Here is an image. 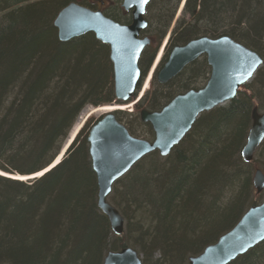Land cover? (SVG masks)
I'll return each mask as SVG.
<instances>
[{"label": "trees", "instance_id": "obj_1", "mask_svg": "<svg viewBox=\"0 0 264 264\" xmlns=\"http://www.w3.org/2000/svg\"><path fill=\"white\" fill-rule=\"evenodd\" d=\"M71 1L0 0L1 170L31 175L46 168L84 106L114 101L108 46L91 33L66 43L57 38L53 20ZM175 31V41L183 42L228 36L256 52L262 65L234 99L202 113L171 154L149 153L113 184V199L131 208L123 211L112 200L130 220L120 236L97 207L89 121L42 177L24 182L0 176V264H102L107 252L125 246L142 256V264H185L242 216L251 181L234 165H242L254 100L264 101V0H185ZM207 67L205 60L191 63L176 88L187 89L191 72ZM155 88L145 96L148 110L168 99V85ZM115 115L121 123L128 116ZM214 187L232 196L226 203L217 195L210 201ZM228 264H264V241Z\"/></svg>", "mask_w": 264, "mask_h": 264}, {"label": "water", "instance_id": "obj_2", "mask_svg": "<svg viewBox=\"0 0 264 264\" xmlns=\"http://www.w3.org/2000/svg\"><path fill=\"white\" fill-rule=\"evenodd\" d=\"M146 4L142 0L123 1L126 9L132 8V21L125 26L76 2L62 7L53 21L60 42L91 33L109 47L117 102H128L140 80L138 59L149 42L147 38H138L146 26L143 18ZM202 55L210 68L203 87L175 96L159 111H140L141 121L152 128V141L131 136L116 119V111L103 113V118L89 129L88 153L98 187L97 207L107 217L116 236L123 232L124 218L107 200L113 184L150 152L158 151L160 156L169 154L201 113L234 99L239 87L247 83L262 65V58L256 52L228 36H202L183 46L173 47L158 72L157 81L161 84L168 82ZM251 118L252 124L241 150V157L246 162L253 159L264 140V110L258 114L257 108H253ZM252 185L256 194L263 191L264 175L260 169L256 170ZM263 240L264 201L250 206L232 229L207 245L202 253L189 256L187 264H228ZM102 264H142V257L133 248L122 247L107 252Z\"/></svg>", "mask_w": 264, "mask_h": 264}, {"label": "flooded vegetation", "instance_id": "obj_3", "mask_svg": "<svg viewBox=\"0 0 264 264\" xmlns=\"http://www.w3.org/2000/svg\"><path fill=\"white\" fill-rule=\"evenodd\" d=\"M123 1L124 0H86L85 2L87 3V8H89L90 10L100 11L105 17L113 20L114 22L120 25L125 26L129 25L132 21V8L126 9L123 6ZM181 1L182 0H149L144 8L143 18L146 22V26L139 32L138 38H147L149 42L141 51L138 59V68L140 70L139 83L142 81V79H145V77H147V73L149 72V70L151 68H154V82L152 83L155 86L158 85L160 87L168 85V93H166L168 99H164L162 104H160V106L156 109L148 110L146 108H142L140 110H147L150 112L159 111L175 96L184 94L187 90H181L176 88V86L178 85L176 82L180 81V79L177 78L181 75L184 77V72L189 67V65H191V63L197 60H205L206 62V57L200 56L196 60L185 66L179 74H177L172 79L168 80V82L161 84L157 81L158 72L167 61L169 52L175 45L181 44L180 41H175L176 37L175 34L172 35L173 27L171 26L172 22L173 25L177 23V15L182 12L183 7L180 5ZM169 32H171L170 38ZM197 37L199 36H195L187 41H184L183 43L186 44L190 40H193ZM161 46L163 47V50L165 49V55L162 59H157V54ZM208 69L210 72L209 66ZM152 78L151 81H153ZM192 85L190 86V89L197 90L201 88L204 84L201 87H199L198 85ZM177 87L181 86L178 85Z\"/></svg>", "mask_w": 264, "mask_h": 264}, {"label": "rangeland", "instance_id": "obj_4", "mask_svg": "<svg viewBox=\"0 0 264 264\" xmlns=\"http://www.w3.org/2000/svg\"><path fill=\"white\" fill-rule=\"evenodd\" d=\"M76 1H79V2H84L85 3V1L86 0H76ZM76 1H73V2H76ZM183 1V0H182ZM182 1H181V4H182ZM77 3V2H76ZM180 4V5H181ZM180 7V6H179ZM178 11H179V8H178ZM177 13H179V12H177ZM181 13H179V15H177V19H179L181 16ZM176 19V20H177ZM261 67V66H260ZM260 67H259V69H260ZM152 69V68H151ZM150 69V70H151ZM258 69V70H259ZM150 70H149V72L147 73V76L149 75V73H150ZM208 72H209V69H208V67L205 69V71L204 70H202V71H200L199 73L197 72V73H195V72H191V75L194 77V76H197V78H196V80L195 81H192V86H196V85H198L199 87H201L204 83H205V81H206V79H207V76H208ZM257 72V71H256ZM198 74V75H197ZM256 74V73H255ZM255 74H254V76L246 83V84H251L252 83V81H253V79L255 78ZM150 80H151V77L150 78H148V77H145V79H142V81L138 84V86H137V88H136V94H135V97L133 98V100H131L128 104H126V105H122L124 108L123 109H120V112H122V113H124V114H128V116H122L123 117V119H121L122 120V123L124 124H126L127 126H128V128H130V130L134 133V136L136 135V137H138V138H142V139H146V140H151L152 139V136L148 133V130H147V126L146 125H143L142 124V122L140 121V119H139V110L140 109H142V108H146V102H147V99L149 98V94L148 95H146V93L147 92H149V93H151V91H153L152 89H156L155 87V85L154 84H152L151 85V82H150ZM155 86V87H154ZM160 90V89H159ZM161 92V91H160ZM151 95V94H150ZM145 96H146V98H145ZM145 98V102L143 103V104H141L142 106L141 107H139L138 109L136 108V106L143 100ZM258 99H255L254 100V103H255V105H257V107H258V109L261 111V110H263L264 109V101L263 100H258ZM263 101V102H262ZM262 102V103H261ZM110 104H113V103H110ZM107 105H109V104H107ZM110 106V105H109ZM97 109V108H99V107H93L92 105H86V106H84L82 109H81V111L79 112V115H86V113H88L90 110L92 111V109ZM97 114H99V113H97ZM130 114H132V116H129ZM78 115V116H79ZM100 115V114H99ZM77 116V117H78ZM98 115H92V117L91 118H95V117H97ZM125 117V118H124ZM77 119V118H76ZM76 121V120H75ZM84 123H85V121H84ZM83 123V124H84ZM82 124V125H83ZM163 158V157H162ZM253 161H254V163H253V166H254V168L256 167V168H258V169H260V170H262L263 171V173H264V146L263 147H260L259 149H257V151L255 152V154H254V157H253ZM54 162V161H53ZM252 167V166H251ZM248 169H249V167L247 166L246 167V169H243V171L245 172V173H247V171H248ZM122 186V185H121ZM121 186L119 187L120 188V190H121ZM234 189V188H233ZM236 189V188H235ZM227 190H229V189H227ZM226 191V190H225ZM245 195H246V197H245V200H243V208H242V212L244 213L250 206H249V203L250 202H252V200H257L258 201V199H259V201L260 202H258V204H260L262 201H264V189H263V191L260 193V194H256L255 193V189L253 188V186H252V182H251V187H248V189H247V191H246V193H245ZM224 199H223V202L224 203H226L228 200H227V198L229 197V196H232L231 195V191H226L225 193H224ZM259 196H261L260 198H259ZM112 198V199H111ZM114 197H113V195H112V193L110 194V195H108V197H107V200H108V202L111 204L112 203V200L114 201V202H117L118 201V204H119V207H120V209H122L123 211H124V208H126L127 210H130L131 208H129V207H126L125 205H124V203H123V201L122 200H120V199H117V201H115L114 199H113ZM112 205V204H111ZM127 215H126V212H125V217H126ZM128 224H130V220H129V218H127L126 217V219H124V228H123V231L124 232H127V228L129 227V225ZM157 254V253H156Z\"/></svg>", "mask_w": 264, "mask_h": 264}, {"label": "bare ground", "instance_id": "obj_5", "mask_svg": "<svg viewBox=\"0 0 264 264\" xmlns=\"http://www.w3.org/2000/svg\"><path fill=\"white\" fill-rule=\"evenodd\" d=\"M71 2H73V1H71ZM71 2H69V3H71ZM69 3H67V4H69ZM66 4V5H67ZM60 11V10H59ZM58 11V12H59ZM57 12V13H58ZM57 15V14H56ZM54 21V20H53ZM175 23V22H174ZM175 26H176V24H174ZM173 25V22L171 23V26L173 27V30H172V35H174L175 33H176V31H175V26ZM54 26V25H53ZM170 35H171V32H169V38H170ZM178 35V34H177ZM78 38V37H77ZM72 40V39H71ZM64 43H66V42H64ZM180 43L181 44H179V45H175V46H183L185 43H183V41H180ZM174 46V47H175ZM173 49V48H172ZM172 51V50H171ZM171 51L169 52V54H168V57H169V55H170V53H171ZM158 56H157V59L158 58H160V59H162L163 58V56L165 55V49L163 50V47L161 46V48L159 49V52H158V54H157ZM167 57V58H168ZM157 61V60H156ZM154 69L152 68L151 70H150V73H149V75L147 76L148 78H152L153 76H154ZM179 74V73H178ZM189 76V75H188ZM187 76V77H188ZM187 77H186V79H187ZM196 78H197V76H189L188 77V83L189 82H191V84H192V81H195L196 80ZM191 86V85H190ZM190 86L187 88V89H185V90H187V91H189V90H193V89H190ZM186 91V92H187ZM185 92V93H186ZM257 108V113L258 114H260L263 110H259L258 109V107L255 105V106H253L252 108H251V111H250V125H249V128H248V131H249V129H250V127H251V124H252V118H251V112H252V109L253 108ZM123 109L124 107L123 106H119V107H117V106H109V105H104V106H99V108H97V109H92V111L90 110L88 113H86V115H79L78 117H77V119H76V121L75 122H73L72 123V125H71V127H70V129L68 130V133L66 134V136L62 139V141H61V144H60V149H59V151H58V154H57V157L55 158V160H54V162L52 163V164H50L49 166H47L46 168H44V169H42L41 171H38V172H36V173H33V174H31V175H19V174H16V173H11V171L10 170H8V169H0V176L1 177H4V178H9V179H16V180H20V181H28V180H31V179H37V178H40V177H42L45 173H47L55 164H57L59 161H61V159L63 158V156H64V154H65V150H67V148L68 147H70V145L73 143V141H74V139L76 138V135L78 134V132L82 129V127H84V125H85V123L86 122H88L89 121V125H88V132H87V135H86V142H87V145H88V147H89V143H88V141H87V137H88V133H89V129H91L92 128V126H94V124L97 122V121H100L102 118H103V113H107V112H110V111H112V110H114V109ZM97 113H99V114H97ZM92 115H98L97 117H95V118H91L92 117ZM84 121H85V123H84ZM84 123V124H83ZM83 124V125H82ZM248 131H247V134H248ZM247 137V136H246ZM184 139V136H183V138L179 141V143L182 141ZM246 141V140H245ZM264 141V140H263ZM78 142L80 143V142H83V140H82V138L80 139H78ZM179 143H176L174 146H173V148L170 150V152H169V154H171L172 153V151L174 150V148L176 147V146H178L179 145ZM244 145H245V143H244ZM244 145L241 147V150L243 149V147H244ZM241 150H240V157H241ZM169 154H167V155H169ZM166 155V156H167ZM166 156H163V157H166ZM254 157V156H253ZM241 161H242V165H240V168H238V166L237 165H234V167H235V170L236 171H243V169H246V167L248 166L249 167V169H248V171H247V173H246V175L245 176H247L248 178H249V180L251 181V182H253V179H254V177H255V173H256V170H258V168H254V166H253V163H254V161H253V159L251 160V161H249V162H246V161H244L243 159H242V157H241ZM252 166V167H251ZM239 169V170H238ZM45 170H47V171H45ZM261 172H262V174L264 175V173H263V171L261 170ZM37 174H40V175H37ZM217 187H218V185H217ZM236 189H237V187H235ZM233 189V190H236V189ZM214 190H213V192H211V195H210V201L211 200H214V197L217 195V197L220 199V196H221V198H223V196L220 194H217V192H216V187H214L213 188ZM224 199V198H223ZM219 201H221V203H223L222 201L223 200H219ZM242 212V211H241ZM101 213L103 214V212L101 211ZM104 215V214H103ZM105 216V215H104ZM239 216V215H238ZM236 217H237V215H236ZM107 218V217H106ZM240 219V218H239ZM239 219L237 220V222L239 221ZM236 222V223H237ZM236 223L232 226V227H234L235 225H236ZM232 227L230 228V229H232ZM230 229H228V230H226L224 233H226V232H228ZM224 233H222V234H224ZM221 234V235H222ZM264 241V240H263ZM209 245V244H208ZM125 247H130V246H125ZM207 246H204L197 254H194V255H190V256H196V255H198V254H200V253H202L203 251H204V249L206 248ZM142 257V256H141ZM189 257V256H188ZM187 257V258H188ZM187 260V259H186ZM185 264H187V261H186V263Z\"/></svg>", "mask_w": 264, "mask_h": 264}, {"label": "snow or ice", "instance_id": "obj_6", "mask_svg": "<svg viewBox=\"0 0 264 264\" xmlns=\"http://www.w3.org/2000/svg\"><path fill=\"white\" fill-rule=\"evenodd\" d=\"M148 2V0H142V3H147ZM45 171H47V170H45ZM37 175H40V174H37Z\"/></svg>", "mask_w": 264, "mask_h": 264}]
</instances>
